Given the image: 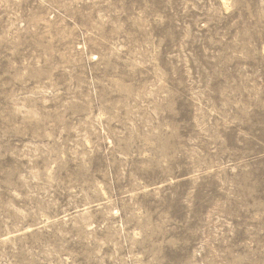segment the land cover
Wrapping results in <instances>:
<instances>
[{
	"label": "rangeland",
	"instance_id": "rangeland-1",
	"mask_svg": "<svg viewBox=\"0 0 264 264\" xmlns=\"http://www.w3.org/2000/svg\"><path fill=\"white\" fill-rule=\"evenodd\" d=\"M0 264H264V0H0Z\"/></svg>",
	"mask_w": 264,
	"mask_h": 264
}]
</instances>
